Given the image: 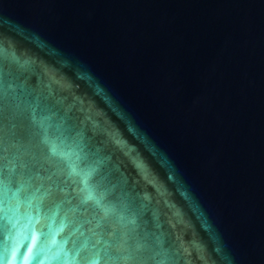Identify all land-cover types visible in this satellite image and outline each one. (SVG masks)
I'll list each match as a JSON object with an SVG mask.
<instances>
[{"label":"water","instance_id":"1","mask_svg":"<svg viewBox=\"0 0 264 264\" xmlns=\"http://www.w3.org/2000/svg\"><path fill=\"white\" fill-rule=\"evenodd\" d=\"M0 93L9 168L47 152L35 109L131 237L100 264H264V0H0ZM29 215L0 219L8 264L92 248Z\"/></svg>","mask_w":264,"mask_h":264},{"label":"snow or ice","instance_id":"2","mask_svg":"<svg viewBox=\"0 0 264 264\" xmlns=\"http://www.w3.org/2000/svg\"><path fill=\"white\" fill-rule=\"evenodd\" d=\"M8 109L7 97L0 93V219H8L9 212L18 210L22 203H26L35 214L29 215L30 223L33 219L36 224L49 219L55 223L59 217L58 231L61 232L70 226H76V231L87 226L89 239H95L88 254L81 256L77 253L74 257L79 264H100L104 259L135 261L138 257L131 250V237L128 233L118 234L119 230L113 223L115 212L104 205L98 195L99 186L90 184L91 173L81 175L78 166L71 162L69 154L62 150L63 141L59 144L56 142L60 137L57 136L55 140L51 138L48 118L38 120L35 109L32 112V120L42 133V143L47 146V152L41 150L39 155H33L30 161L21 162L18 165V173L15 168H9L12 163L9 159L10 143L3 124ZM16 159L19 160V157ZM76 177L79 179H75ZM89 208L92 209L91 213ZM2 227L8 230L11 237V229H8L7 225ZM42 234V230L38 231L33 225L29 237L31 243L26 245L28 252L24 256L25 260L38 257V253L33 250ZM80 234L84 235V232ZM105 235L108 241L105 240ZM98 246H103V256L97 251ZM16 258L15 247L5 246L3 251H0V264H8L10 259Z\"/></svg>","mask_w":264,"mask_h":264}]
</instances>
